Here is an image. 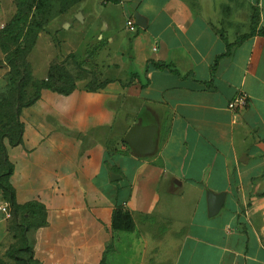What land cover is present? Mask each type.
<instances>
[{"label": "crops", "instance_id": "0c3cea01", "mask_svg": "<svg viewBox=\"0 0 264 264\" xmlns=\"http://www.w3.org/2000/svg\"><path fill=\"white\" fill-rule=\"evenodd\" d=\"M114 5L146 28L122 33L100 18L107 41L99 34L102 42L80 53L82 34L71 31L77 14L64 13L53 36L69 23L66 34L76 39L62 59L84 58L95 73L69 95L43 90L21 111L22 143L8 147L17 204L46 209L47 224L28 233L35 260L264 264V0ZM82 12L84 22H96ZM16 14L15 0H0V31ZM255 14L257 33L241 39ZM241 91L249 104L234 113L228 106ZM135 126L154 129L153 151L124 142ZM212 194H225L214 216ZM6 204L0 188V250L11 235ZM117 205L131 216V231L113 228Z\"/></svg>", "mask_w": 264, "mask_h": 264}, {"label": "rangeland", "instance_id": "374dc122", "mask_svg": "<svg viewBox=\"0 0 264 264\" xmlns=\"http://www.w3.org/2000/svg\"><path fill=\"white\" fill-rule=\"evenodd\" d=\"M34 1H40V11H32L26 26L31 22L44 25L49 21L44 32L39 34V38L42 37L39 47L31 54L29 53L34 34L28 33L26 27L21 29L22 32L18 33L17 37H0V175L6 173L3 164L6 150L10 145L16 143L20 137L17 112L22 105L33 98L36 92L32 88L21 92L18 83L13 82L15 76H19L24 72V63L31 67L37 81L47 79L49 65H57L58 69L54 70L52 79L47 84L59 89H69L74 82L77 84L88 79V73H95L93 70L90 71L93 68L92 66H86L84 58L79 61L74 55H70L62 59L61 54L64 55L67 49L65 43L67 40L76 38L66 34L70 29L69 23L63 25V32L57 37L53 36L52 25L59 22L61 16L66 12L83 13V8L86 14L92 13L96 19L94 24L88 20L81 21L77 18V15L75 16V20L79 23L71 31L82 34L81 39L84 42L80 53H83L88 46L91 48V45L102 42L103 39L98 37L99 34L104 36L105 41H107L109 32H106L104 22L101 23L100 18L109 22L110 29L115 28L122 33H125L124 29L127 30V16L124 14V8L109 3L110 0H30V2ZM108 3L109 6L105 8L104 6ZM106 64V67L109 66L108 68L113 69L110 65L111 61L106 62ZM85 67L89 70H86ZM108 68L106 69L108 70ZM108 77L109 74L105 76V78ZM260 197L264 211V193ZM26 246L28 245H25L21 234L14 238L13 233H11L5 247L0 250V261L2 264H26L30 257ZM12 248L19 250L16 259L10 255Z\"/></svg>", "mask_w": 264, "mask_h": 264}, {"label": "trees", "instance_id": "16d2710c", "mask_svg": "<svg viewBox=\"0 0 264 264\" xmlns=\"http://www.w3.org/2000/svg\"><path fill=\"white\" fill-rule=\"evenodd\" d=\"M121 0H110L109 3L113 4H119ZM15 4L17 6V14L11 19V21L5 25V27L0 31V37H17V34L22 32L21 29L26 27V31L28 33H33L34 38L32 41V44L29 48V53L31 54L33 49L36 47L37 42L39 40V34L41 32H44L46 27L48 26L45 23L42 25L41 23H29L26 26V23L28 19L30 18V14L34 10L35 12L40 11V1H34L30 2V0H15ZM32 18H34L32 16ZM259 23V16L255 14L252 18V31L249 35L243 36L241 39H245L251 36H254L257 33L256 26ZM259 34L264 35V28L261 29ZM231 46H229L230 48ZM150 64L154 65L156 68L160 70L169 69L170 66L162 63H155L151 62ZM58 69L57 65H51L48 77L46 80L37 81L34 78V75L32 73L31 67L24 63V72L19 75L15 76L13 78V82L18 83L21 92L26 89L32 88L36 92L33 96V98L28 101L26 104L22 105L20 109L18 110V124L20 126V137L19 140L10 145L11 147L18 146L22 143L23 139V125L20 120L21 111L25 107H29L33 104H35L41 97V92L45 89L52 90L59 92L61 94L69 95L77 88L76 82L72 84V86L69 89H59L54 88L52 86H49L47 82L52 79V75L54 70ZM111 81H105L101 83L98 87L95 88V86L90 83L87 88L88 90L95 91L98 89L105 88ZM3 164L6 168V173L0 175V188L3 191L4 197L11 207V226H10V232L13 233L14 238H17L18 235H22V238L25 241L26 250L30 253L29 260L26 262V264H40L37 260L34 258V253L32 250L31 243L28 239V233L33 228H40L47 224V214L45 207L40 203H28L25 205H19L16 202V195L15 191L10 183V177L13 174V167L12 164L9 162L8 159V149L6 150L4 154V161ZM113 228L117 231H131L133 229V222L132 218L128 213L123 212V208L120 205H117V208L115 210L114 214V224ZM18 234V235H17ZM19 253V250L11 249L10 255L12 258L17 257ZM0 264L2 262L0 261Z\"/></svg>", "mask_w": 264, "mask_h": 264}, {"label": "water", "instance_id": "95a60500", "mask_svg": "<svg viewBox=\"0 0 264 264\" xmlns=\"http://www.w3.org/2000/svg\"><path fill=\"white\" fill-rule=\"evenodd\" d=\"M79 20H83L82 13L77 14ZM137 26L140 28H146L144 20L135 15ZM68 26V24H67ZM124 142L131 146L139 153H149L153 151L156 146L155 131L150 127L135 126L126 135ZM225 201V194L210 195V214L216 215L222 208Z\"/></svg>", "mask_w": 264, "mask_h": 264}, {"label": "built area", "instance_id": "2783aa9c", "mask_svg": "<svg viewBox=\"0 0 264 264\" xmlns=\"http://www.w3.org/2000/svg\"><path fill=\"white\" fill-rule=\"evenodd\" d=\"M127 28L131 31V32H136L138 29V26L135 22V20L133 18H129L127 20ZM249 104V96L247 93L241 91L239 92L234 99L229 103V110H231L234 113H240L243 110H245L247 108ZM2 211L6 214L7 218L10 219L11 218V211L9 209V205L6 204Z\"/></svg>", "mask_w": 264, "mask_h": 264}]
</instances>
